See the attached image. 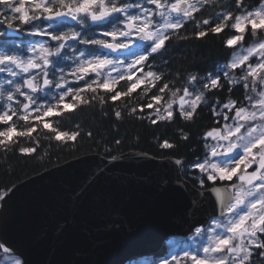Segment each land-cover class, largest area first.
Wrapping results in <instances>:
<instances>
[{
  "label": "snow or ice",
  "instance_id": "6c2138e0",
  "mask_svg": "<svg viewBox=\"0 0 264 264\" xmlns=\"http://www.w3.org/2000/svg\"><path fill=\"white\" fill-rule=\"evenodd\" d=\"M215 2L217 0H0V26H3L0 37L7 39L11 33L27 32L29 35L46 36L50 41L56 42L51 47L45 43H34L25 49L16 46L10 51H0V73L7 74L0 81V109H3L0 111V123L8 124L12 116L27 123L33 112H41L42 116L61 115L63 110H72L79 103H90L91 100L85 99L81 93L95 94L98 88L114 91L115 94L110 99L116 101L122 96H130L146 80L155 87V81L161 80L162 76L153 71H147L135 83H130L126 91H115L114 85L120 80L132 81L135 71H143L144 62L149 55L159 53L165 47V41L178 34L186 22H194L196 28H200L201 23L208 25L209 19L201 21L195 14L201 10L209 11ZM235 6L240 9L239 15L234 16L230 11L218 12L215 26L198 31L195 35L202 38L208 31L220 33L225 27H230L239 33L226 39V47H233L244 41V33L250 26V36L254 42L248 47L241 44L239 50L232 54L231 60L221 67L225 69L223 77L229 84H240L243 81V88L250 89L255 97L245 95V99L249 101L247 106L237 107L235 100L225 103L224 109L234 111L231 117L223 112L215 113L222 115L225 121H233L232 124H225L222 130L213 129L207 133L208 137L218 141L211 146V155H219L223 159L219 162L206 159L195 167L206 176V180L198 178L202 188L206 181L215 184L217 180L231 181L233 176H236L238 184L233 185L235 191L228 196L227 202L220 190H215L220 197L221 216L225 219H214L210 229L196 228L197 236L202 233L206 236L203 244L192 250H185L182 256L173 255L171 260H164L162 264H264V40L255 42L258 34H264V0L252 10L247 9L244 0H235ZM154 17L157 19H153ZM65 21H72L74 25L66 24ZM227 21L232 23L229 25ZM25 25L28 27L25 28ZM93 25L105 29L99 33L101 38L94 34ZM50 28L52 31H48ZM65 28L66 31L63 30ZM106 37L111 39H105ZM135 40L147 43L143 53L132 51ZM69 41L97 46L110 52L125 51L133 58L125 64L123 60H113L107 54H98L91 50L86 55L85 51L78 50ZM68 50L72 51V56L67 54ZM253 57L255 62L249 63ZM63 60H71L73 66H61L59 61ZM236 69H240L239 76ZM113 70L118 72L115 77L111 75ZM90 74H93L91 78L85 79ZM67 77H72V80ZM220 79L219 74L210 75L203 83V89L211 91L222 88ZM81 80H84L83 85L69 86L78 84ZM196 82L195 75L188 78L189 85L194 87ZM45 89L48 92L45 93ZM53 89L60 91L53 93ZM166 90L171 92V98L165 101L163 111L161 108L155 109L157 119L151 121L153 124L157 120L171 121L173 105L176 103L179 104V115L185 120H191L200 103L206 102L205 94L200 90L189 91L188 87H184L183 95L178 96L181 89L171 90L168 83L158 89L160 93ZM147 91L145 89V93ZM36 93H44L45 99L51 94L56 104H37L39 97ZM68 96L72 100L66 103ZM20 97H23V101ZM96 98V95L91 97ZM151 99L160 104L164 97L154 94ZM99 100L102 104L105 102L103 96H99ZM14 104L19 107L14 108ZM34 104L35 108L32 107ZM60 105H63V110ZM144 107L152 108L153 105H143L141 111ZM131 112H136V108H132ZM115 115L119 118L121 113L117 111ZM33 119L40 120L43 129L53 133L51 137H45L46 139L75 141L79 135V132L60 131L52 127L50 122H44L41 116ZM36 131L34 125L20 131H17L15 125H11L0 131V137H3L0 139V147L8 151L7 142L12 140L14 133L32 138V133ZM183 138L187 139V136ZM219 141H227L226 146ZM116 142L119 143V140ZM161 147L172 148L174 145L164 141ZM220 147L224 150L217 152ZM35 151V147L20 148L22 154L30 155ZM175 163L181 165L182 161L176 160ZM248 169L253 170L249 172ZM5 195L6 193L0 194V200ZM255 249L261 251L255 252ZM0 252L8 254L0 264H24L18 256L9 261L8 256H13L14 250L3 243H0ZM254 256L256 259H253Z\"/></svg>",
  "mask_w": 264,
  "mask_h": 264
},
{
  "label": "water",
  "instance_id": "95a60500",
  "mask_svg": "<svg viewBox=\"0 0 264 264\" xmlns=\"http://www.w3.org/2000/svg\"><path fill=\"white\" fill-rule=\"evenodd\" d=\"M176 160L92 153L35 174L2 193L0 243L24 264H128L157 256L169 237L224 217L215 190L227 202L238 184L200 189Z\"/></svg>",
  "mask_w": 264,
  "mask_h": 264
},
{
  "label": "trees",
  "instance_id": "16d2710c",
  "mask_svg": "<svg viewBox=\"0 0 264 264\" xmlns=\"http://www.w3.org/2000/svg\"><path fill=\"white\" fill-rule=\"evenodd\" d=\"M128 2H135V0H128ZM260 2L261 0H244V5L248 10H252L258 7ZM223 11H230L234 16L240 14V9L235 6V0H217L211 5L209 11L201 10L195 14L201 21L209 19L208 25L201 23L200 28H196L194 22H186L179 29L178 34L172 35L169 40L165 41V47L159 53L149 55L148 60L144 62L143 70L153 71L162 76L161 80L155 81V87L146 80V83L140 84L130 96H122L116 101L110 99V96L115 94L114 91L109 92L98 88L95 94L81 93L85 99L91 100L88 104L79 103V106L72 110H63V107L60 106V109L63 110L61 115L42 116V113L38 112L32 113L27 123L18 120L17 116H12L8 124L0 123V131L6 130L11 125H15L17 131L32 125L37 128V131L32 133V138L17 136L14 133L12 140L7 142L8 151H4L0 147V194L35 174L82 155L97 153L107 158H113L131 151L146 153L155 158L172 157L182 160L183 177L195 186L202 188L193 179L188 168L205 156L210 142L207 133L231 120L225 121L222 115L215 113L223 112L231 117L234 111L229 112L228 109H224L225 103L235 100L237 107L247 106L249 101L245 99V95L255 97L250 89L243 88V81L240 84H229L223 77L225 69L221 67L229 62L232 54L241 44L243 46L250 44L249 26L244 33V41L238 42L233 47H226V39L233 35H239V33L230 27H225L220 33L208 31L207 35L202 38H197L195 35L198 31L214 27L217 13ZM226 23L230 25L232 21ZM2 28L3 26H0V30ZM169 32L171 33L172 30ZM261 35L258 34L255 41L259 40ZM0 47L9 50L14 48V45L8 39L0 37ZM235 72L237 76L241 74L240 69H236ZM217 74L221 77L220 83L223 87L214 88L211 91L203 89V83L208 76ZM192 75L197 77L194 87L188 84V78ZM130 83L131 81L127 80L118 81L114 85L115 91H126ZM164 83H168L171 90L181 89L178 94L183 92L184 87H188L189 91L193 89L203 91L206 102L200 103L191 120L183 119L175 107L171 121L157 120L153 124L151 121L157 119L154 115V106L152 108L144 107L143 111H141V106L149 103L156 104L151 99L154 94L164 97V100L157 104L159 106L169 100L171 98L170 91L166 90L164 93L158 91ZM145 89H148L146 93ZM94 95L97 98L91 99ZM99 96L105 98L103 104L100 102ZM134 107L136 112L133 113L131 109ZM2 110L0 109V111ZM117 111L121 113L119 118L115 115ZM9 114L11 115V113ZM36 116H41L44 122H50L52 127L60 131L79 132V135L75 141L46 139L45 137H51L53 133L43 129L41 121L33 119ZM185 135L187 139L183 138ZM117 140L119 143L116 142ZM164 141H168L174 147H161ZM22 147H35L36 151L30 155L22 154L20 152ZM227 182L229 181L217 180L215 184ZM212 185L213 183L206 181L203 188H209ZM2 256L3 254L0 252V261ZM161 256L163 257L164 254Z\"/></svg>",
  "mask_w": 264,
  "mask_h": 264
},
{
  "label": "rangeland",
  "instance_id": "374dc122",
  "mask_svg": "<svg viewBox=\"0 0 264 264\" xmlns=\"http://www.w3.org/2000/svg\"><path fill=\"white\" fill-rule=\"evenodd\" d=\"M148 7H154V6H153V5H148ZM173 15H174V14H173ZM153 19H157V18L154 17ZM249 28H250V26H249ZM259 40H264V34L261 35V37H260ZM259 40L255 41V42H258ZM253 42H254V41H253V38L251 37V39H250V44L253 43ZM36 43H41V42H36ZM32 44H34V43H32ZM32 44H31V45H32ZM250 44H248L247 46H244V47H248ZM31 45L27 46V48L30 47ZM143 45H144V42H141V41H139V40H135L134 46H135L136 49H137V48H138V49L141 48V46H143ZM146 46H147V45H146ZM239 48H240V47H239ZM239 48H237V49L235 50V52H237V51L239 50ZM0 51H6V50H5L4 48H0ZM149 51H150V49H149ZM138 52L143 53L142 50H139ZM235 52H234V53H235ZM28 55H30V53H29ZM132 58H133V57H129L128 59L123 60V61H125V64H127ZM231 58H232V57H231ZM113 60H116V59H113ZM117 60H121V59H117ZM230 60H231V59H230ZM230 60H229V61H230ZM253 62H255V58H254V57L249 61V63H253ZM71 66H73V65H71ZM137 67H140V66L138 65ZM105 71H107V70H105ZM133 71H135V70H133ZM144 73H146V72H144V71H135V75L133 76V77L135 78L134 83L137 81L138 78L143 77V76H144ZM59 74H60V73L58 72V73H57V76H59ZM6 75H7L6 73H0V81H3V80L5 79V77H6ZM92 75H93V74H90L88 77H85V79H90ZM111 75H112L113 77H115V76L118 75V72L115 71V70H113V71L111 72ZM208 77H209V76H208ZM50 78H51V76H50ZM144 83H146V81H145ZM6 87H8V86L6 85ZM196 90H198V89H193V90H191V91H196ZM26 91H28V90H26ZM44 92H45V93L48 92L47 89H45ZM35 95H36V96L44 95V93H36ZM179 95H183V92L180 93V94H178V96H179ZM22 98H23V97H22ZM186 99H187V98H186ZM45 103H49V100H46L45 102H39V101L37 100V104H45ZM164 104H165V103H164ZM164 104L159 106V105H157V104L154 103L153 106H154L155 109H156V108H161V111H163V106H164ZM34 105H35V104H34ZM13 106H14V105H13ZM35 107H36V105H35L33 108H35ZM175 107H176V109L179 110V104H178V103H176V104L173 105V110H174ZM186 107H187V105H186ZM154 115H155V112H154ZM233 115H234V112L232 113V116H233ZM232 123H233L232 120H230V121H228V122H224V123H223L220 127H218L217 129L222 130L225 124H232ZM241 131L243 132L244 129H242ZM233 139H235V138H233ZM209 140H210V142H209L208 149H207V151H206L205 156H204L203 158L197 160V162H196L193 166H191V167L188 168L189 172L192 173V177H193V179H195V181H197V183H199L198 178H203V179L206 180V176H203V174L200 172L199 168L195 167V165H196L197 163H203L206 159H207V160H210V161H212V162H219L221 159H223V157H221V156H219V155H218V156H215V157H213V156L211 155V146L216 145L218 141H217V140H214V139L211 138V137H209ZM219 143H220L221 145L226 146L227 141H219ZM223 150H224L223 147L217 148V152H222ZM241 168H243V166H241ZM234 177H236V176H233V178H234ZM219 181H220V180H219ZM208 182L212 183L211 181H208ZM214 219H220V220L223 221V220L225 219V217H223V218H214ZM214 219H213V220H214ZM213 220L210 221V223L208 224V226H206V227H200V228H201V229H210V228L213 226V225H212V221H213ZM218 231H219V230H218ZM205 239H206V236L204 235V233H202L200 236H197L195 231H194L190 236H188V237H184V238H182V237H180V238L173 237V238H170V239L166 242V248H167V251H164V253H165V258H164L163 260H159V261H157V262H153L152 260H151V261H149V260H144V261H142L140 264H162V262H163L164 260H171V258H172L173 255H180V256H182V255H183V252H184L185 250H192V249H194V248H196V247H200V246L203 244V242L205 241ZM254 251L256 252V250H254ZM4 257H5V256H4ZM4 257L1 259V261L4 260ZM14 258H15V256H8V260H9V261H10L11 259H14Z\"/></svg>",
  "mask_w": 264,
  "mask_h": 264
},
{
  "label": "flooded vegetation",
  "instance_id": "af4514ba",
  "mask_svg": "<svg viewBox=\"0 0 264 264\" xmlns=\"http://www.w3.org/2000/svg\"><path fill=\"white\" fill-rule=\"evenodd\" d=\"M45 23H47V22H45ZM64 23L69 24V25H72L71 23H68V22H64ZM100 28H102V30H98L97 31V35L98 36H99V33L101 31H104L105 30L103 27H100ZM63 30L66 31L67 29L65 28ZM77 30H79V28H77ZM48 31H52V29L50 28V29H48ZM82 34H84V33L82 32ZM88 35H92V33H88ZM99 38H101V37L99 36ZM105 39L110 40L111 38L110 37H106ZM19 40L20 41H25L24 36L22 35L19 38ZM36 40H38V42L45 43L49 47L54 46L56 44L55 41H50L49 38L46 37V36H37L36 37ZM69 43L75 45L78 50L85 51L86 55L88 54L89 50L94 51V52L100 54L97 46H93V45H80V44H76V42H74V41H69ZM67 54L69 56H72L73 55V53H72L71 50H68V53ZM78 54H79V52L77 51L76 55H78ZM59 63L66 64V67L65 68L71 67V65H72V61L71 60H63V61H59ZM57 73H58V71H57ZM67 79H69L71 81L72 80V77H67ZM77 85L78 84H69V86H71V87H77ZM47 91H48V89H47ZM58 91H60V90L59 89H53V93L58 92ZM259 251H261V250L260 249H256V252H259ZM253 259H256V257L254 256Z\"/></svg>",
  "mask_w": 264,
  "mask_h": 264
}]
</instances>
